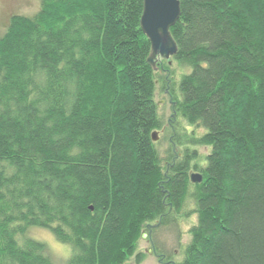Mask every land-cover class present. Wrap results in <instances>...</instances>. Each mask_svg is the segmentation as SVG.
Segmentation results:
<instances>
[{"label": "trees", "instance_id": "16d2710c", "mask_svg": "<svg viewBox=\"0 0 264 264\" xmlns=\"http://www.w3.org/2000/svg\"><path fill=\"white\" fill-rule=\"evenodd\" d=\"M180 9L177 53L158 73L144 0H40L34 17L8 20L0 264H55L33 228L71 248L67 264H141L143 233L188 203L197 219L177 264H264V0ZM159 93L192 129L166 158L152 140L167 124Z\"/></svg>", "mask_w": 264, "mask_h": 264}, {"label": "rangeland", "instance_id": "374dc122", "mask_svg": "<svg viewBox=\"0 0 264 264\" xmlns=\"http://www.w3.org/2000/svg\"><path fill=\"white\" fill-rule=\"evenodd\" d=\"M39 9L40 0H0V37L4 35L7 22L12 16L20 15L31 18L39 12ZM178 79L180 81L181 76H179ZM163 101H165V103ZM158 102L161 106V114L168 126L162 130V135H158L157 143H159V152L166 158V153L172 150V143H178L175 141L177 138L176 135H179L183 130H185L184 133L188 134L192 129L183 124L179 125L176 123L175 125V122L172 123L173 118L169 102L161 93L158 95ZM195 134L200 135L201 132L195 131ZM197 149L201 155H205L207 152L204 148ZM175 151H177L176 154L179 153V150H176V146ZM167 165L168 162L166 163V166ZM192 174L193 173H191L190 176ZM193 214L194 205L188 203L181 216L177 215L167 220V225L164 226V230H157L150 234L152 236L151 242H154L158 254L168 257L163 261L164 264L170 261L177 264L184 259V248L188 245L190 240L189 231L192 226L196 224L197 218ZM28 236L45 244L55 264L68 263L71 256V248L68 245L58 242L50 230L33 228L29 230ZM149 240L150 237H147L139 246L140 251L144 253V259L141 264H161L158 261V257L153 253L150 254L147 252L151 249ZM127 264H137V262L136 260H131Z\"/></svg>", "mask_w": 264, "mask_h": 264}, {"label": "water", "instance_id": "95a60500", "mask_svg": "<svg viewBox=\"0 0 264 264\" xmlns=\"http://www.w3.org/2000/svg\"><path fill=\"white\" fill-rule=\"evenodd\" d=\"M180 15V0H144L141 28L151 45L148 64L155 73L159 72L158 59L169 60L177 53L171 29L178 22ZM158 135L157 132L153 133V142L158 141ZM190 180L193 184H201L203 178L199 174H192ZM147 237L148 235L143 233L142 239L146 240Z\"/></svg>", "mask_w": 264, "mask_h": 264}, {"label": "flooded vegetation", "instance_id": "af4514ba", "mask_svg": "<svg viewBox=\"0 0 264 264\" xmlns=\"http://www.w3.org/2000/svg\"><path fill=\"white\" fill-rule=\"evenodd\" d=\"M164 103H165V101H163ZM161 107V106H160ZM168 126V124L165 126V128ZM164 128V129H165ZM163 129V130H164ZM162 132L163 131H159V134L160 135H162ZM172 148H173V150H174V152H175V142H173L172 143ZM174 162H175V159H174ZM177 215L175 214V217H176ZM156 225H154L153 227H155ZM158 226V225H157ZM145 233H147L148 234V237H150V247H151V249L150 250H148L147 252H149L150 254H154L156 257H158V261L161 263V264H164L163 263V261H165L166 260V258H167V256L166 255H162V254H158V252H157V250H156V248H155V244H154V242H151L152 241V236L150 235L151 233L150 232H148V230H146L145 231ZM170 262H167V263H165V264H169Z\"/></svg>", "mask_w": 264, "mask_h": 264}]
</instances>
